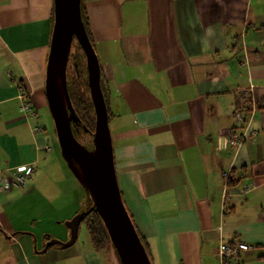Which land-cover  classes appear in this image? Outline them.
Returning <instances> with one entry per match:
<instances>
[{"label":"crops","instance_id":"crops-1","mask_svg":"<svg viewBox=\"0 0 264 264\" xmlns=\"http://www.w3.org/2000/svg\"><path fill=\"white\" fill-rule=\"evenodd\" d=\"M83 5L103 60L118 187L151 263L264 264L263 248L224 263L218 255L221 242L264 245V0ZM52 12L53 0H0V170L19 168L26 180L0 191V264H117L109 245L95 250L89 238L43 247L29 227L64 182L81 188L61 165L46 168L57 184L37 168L51 158L41 153L52 154L35 123V108L47 105ZM232 132L243 134L238 146ZM231 169L233 185L223 178Z\"/></svg>","mask_w":264,"mask_h":264},{"label":"water","instance_id":"water-1","mask_svg":"<svg viewBox=\"0 0 264 264\" xmlns=\"http://www.w3.org/2000/svg\"><path fill=\"white\" fill-rule=\"evenodd\" d=\"M75 38L84 56L87 85L94 109V129L84 146L73 132L80 125L66 83L68 57ZM76 67V63H75ZM45 97L61 154L69 169L91 199L88 210H79L65 222L69 239L50 240L45 246H71L77 239L83 217L94 209L102 220L121 264H152L122 200L113 160L107 104L101 89L100 65L83 25L81 0H53V25L45 70Z\"/></svg>","mask_w":264,"mask_h":264},{"label":"rangeland","instance_id":"rangeland-1","mask_svg":"<svg viewBox=\"0 0 264 264\" xmlns=\"http://www.w3.org/2000/svg\"><path fill=\"white\" fill-rule=\"evenodd\" d=\"M71 48L73 49V46ZM97 56H99L100 62L102 64L103 60H102L101 55L98 54ZM82 76L85 77V73L83 71H82ZM35 111H36L35 123L45 129L44 130L45 136L49 138L48 144L52 148L51 155L46 154V153H41L42 157H46V158L47 156L51 157L50 159L47 160L49 163L47 164V166H45L46 162L45 164L40 163L39 165H37V168L41 170V176L46 178V183L49 184L52 180V183H54L55 181V184H57V181H59V178L57 176H53L51 179V177L48 175L46 171L52 165H53V168H57V167L59 168L61 165V167L65 169L69 175H71L72 177L71 179H73L74 174L69 169L68 164L66 163V161L64 160L61 154L60 147L58 145V141H57V137L55 133V129H54V123H53L48 106L46 105L43 109L35 108ZM76 137L84 146L90 147L91 136L86 131L84 133L77 134ZM29 174L31 175L32 173H29ZM75 183H76L75 180L74 181L71 180V183L64 182V186L62 187V189L57 190L53 195H51V197H49L50 199L48 200V208L44 212L45 217L44 218L41 217L42 218L41 220L38 219L35 227L29 225V227L32 228V230H34L36 234L39 236V239H40L39 245L43 244L42 246L44 247L50 240H59L61 242L68 240L70 236V230L66 226L65 222L71 219L76 214L75 213L72 215V211L74 208L78 206L77 201L80 200L83 202V203L81 202L83 204L82 209L87 210V208L91 206V199L88 196V193L86 192V190L82 186L81 188L79 187L78 189L74 190L73 186L77 185ZM25 184H26V180H25ZM67 216H70V218H67ZM43 234H48V236H50L49 237L50 239L48 240L44 239ZM59 236L61 237V239ZM77 239L79 241H85V242L89 241V235L85 228V222H81L79 225ZM54 245L59 246L58 244H54ZM108 245L111 249V252H113L115 254L116 259H118L117 264H121L119 258L117 257V253L115 252V249L112 243L109 242ZM108 245H106L104 248H107ZM106 254L107 253L105 252V250H103L102 255L104 256V258H107ZM107 259L106 260L109 261V256Z\"/></svg>","mask_w":264,"mask_h":264},{"label":"trees","instance_id":"trees-1","mask_svg":"<svg viewBox=\"0 0 264 264\" xmlns=\"http://www.w3.org/2000/svg\"><path fill=\"white\" fill-rule=\"evenodd\" d=\"M83 1L84 0H81V17L88 38L92 42L89 32L88 18L86 16L85 6L83 5ZM52 20H53V12H52ZM72 46L73 49L72 48L70 49V53L68 57V65L66 69V83H67V90L69 93L71 104L74 108L75 114L80 120V125H78L79 134H80L85 132L83 130V126L87 127L90 131L94 129L95 118H94V109L87 85V70L85 64V56L79 43L75 38H73L72 40L71 47ZM75 63H76V67H75ZM82 71L85 73V77L82 76ZM100 73H101V69H100ZM101 89L103 91L104 98L107 104L108 94H107V88L102 78V73H101ZM108 117H109V111H108ZM235 173L236 170L234 169L230 170L229 176L227 178V184L233 185L237 183ZM89 207L87 208V210L89 209ZM81 222H85V228L89 235L91 245L95 250H101L106 245H108L110 239L108 237V234L102 223L101 218L94 209L88 211V213L84 215L83 220ZM139 237L145 248L146 253L148 254V257L150 258L148 245L145 239L140 235Z\"/></svg>","mask_w":264,"mask_h":264},{"label":"built area","instance_id":"built-area-1","mask_svg":"<svg viewBox=\"0 0 264 264\" xmlns=\"http://www.w3.org/2000/svg\"><path fill=\"white\" fill-rule=\"evenodd\" d=\"M238 97L240 98V105L243 106V101L246 100L247 97H249L248 93L243 92V94L238 93ZM238 109L235 113V118L239 124V128H241L244 124V117H243V108ZM23 109L25 111H31V107L29 106L28 102H24ZM40 128L36 127V130H39ZM241 135H243L241 133ZM236 132H232L230 134V140L232 141V144L235 146H238L241 140L243 139ZM229 176V171L223 174V178L227 182V178ZM25 185V174L23 171L19 168H8L5 170H0V191L5 192L10 190L13 187H22ZM249 185H245L241 193H246ZM258 248H263L264 245H259L255 243H247L243 241H238L236 243H219L218 244V255L221 259V261L224 263V261H227V259L231 257H236L242 252H251L255 251Z\"/></svg>","mask_w":264,"mask_h":264},{"label":"flooded vegetation","instance_id":"flooded-vegetation-1","mask_svg":"<svg viewBox=\"0 0 264 264\" xmlns=\"http://www.w3.org/2000/svg\"><path fill=\"white\" fill-rule=\"evenodd\" d=\"M73 132L77 136V134H79V127L78 126L73 127Z\"/></svg>","mask_w":264,"mask_h":264}]
</instances>
